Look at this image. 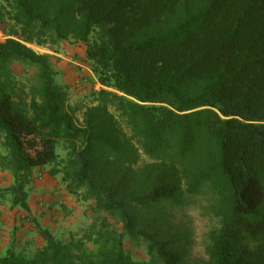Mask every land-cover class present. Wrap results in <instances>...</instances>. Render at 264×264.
<instances>
[{
    "label": "trees",
    "instance_id": "obj_1",
    "mask_svg": "<svg viewBox=\"0 0 264 264\" xmlns=\"http://www.w3.org/2000/svg\"><path fill=\"white\" fill-rule=\"evenodd\" d=\"M0 32V170L13 178L12 208L31 213L33 170L53 165L123 228L100 215L65 243L36 223L44 246L29 256L13 244L0 264H185L139 219L159 222L206 191L219 227L204 264H264V0H0ZM68 41L86 45L101 86L82 123L50 56L30 47ZM16 63L35 71L29 89ZM125 238L149 259H134Z\"/></svg>",
    "mask_w": 264,
    "mask_h": 264
},
{
    "label": "rangeland",
    "instance_id": "obj_2",
    "mask_svg": "<svg viewBox=\"0 0 264 264\" xmlns=\"http://www.w3.org/2000/svg\"><path fill=\"white\" fill-rule=\"evenodd\" d=\"M4 40L0 32V42ZM30 47L39 54L50 56L54 80L66 92L69 110L77 122L82 123L85 111L95 105L94 92L101 89L86 61V45L68 41L55 48ZM13 71L17 80L29 89L35 71L18 63L13 65ZM58 154L60 160L68 158L65 144L58 146ZM145 164L143 158L136 169H143ZM55 168L51 165L33 170L32 181L27 186L30 214L12 208L6 190L13 185V178L10 172L0 170V191L5 193L3 198L0 197V255H5L13 244L17 251L29 256L42 248L45 242L37 232L36 223L65 243L83 239L93 224L100 223V220L96 222L100 215L107 219L113 230L122 232L117 219L105 213L96 214L93 205L71 193L68 183L62 181V174L53 176ZM214 202L215 197L206 191L198 197L187 198L183 205L168 206L159 222L151 218L139 219L138 227L169 241L185 264H204L208 261L206 248L210 233L219 227V220L210 211ZM86 247L93 250L91 244ZM124 249L138 261L149 259L143 242L125 238Z\"/></svg>",
    "mask_w": 264,
    "mask_h": 264
}]
</instances>
